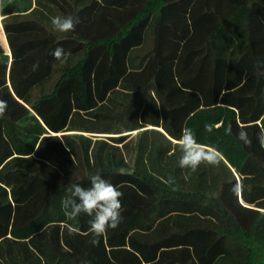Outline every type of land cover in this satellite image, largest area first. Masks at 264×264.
I'll return each instance as SVG.
<instances>
[{
    "label": "trees",
    "instance_id": "obj_1",
    "mask_svg": "<svg viewBox=\"0 0 264 264\" xmlns=\"http://www.w3.org/2000/svg\"><path fill=\"white\" fill-rule=\"evenodd\" d=\"M88 1L84 23L0 0V264H264V0L216 2L206 13L220 19L203 28L160 26L166 0L117 2L109 19L105 0ZM47 2L59 6L36 5ZM58 15L78 17L74 31L53 30ZM185 126L218 165L179 167ZM95 174L123 193L122 222L97 244L91 217L61 206Z\"/></svg>",
    "mask_w": 264,
    "mask_h": 264
},
{
    "label": "clouds",
    "instance_id": "obj_2",
    "mask_svg": "<svg viewBox=\"0 0 264 264\" xmlns=\"http://www.w3.org/2000/svg\"><path fill=\"white\" fill-rule=\"evenodd\" d=\"M79 23V18L74 16H55L51 20L53 30L67 33L74 31ZM52 55L55 59L66 62L70 53H65L64 49L57 47ZM7 109V101L0 99V118H2ZM204 130L211 132L213 126L205 124ZM226 134H231V126L226 129ZM238 140L244 145L250 146L252 141L248 132L241 128L237 135ZM261 147H264V132L258 136ZM180 147L181 156L179 167L196 171L202 164L216 166L220 163L222 153L215 147L206 146L197 141L196 134L192 128L185 126L182 129L181 136L177 141ZM167 183L173 180L169 177ZM90 186L85 188L79 183H73L68 187V195L62 201L61 206L67 220H73L81 215L91 217L89 220V233L96 239L93 244L99 243V238L107 234L109 229H116L122 222L121 216V197L123 195L115 185L105 179L100 174L89 177ZM72 232L78 231L77 228L66 224Z\"/></svg>",
    "mask_w": 264,
    "mask_h": 264
},
{
    "label": "crops",
    "instance_id": "obj_3",
    "mask_svg": "<svg viewBox=\"0 0 264 264\" xmlns=\"http://www.w3.org/2000/svg\"><path fill=\"white\" fill-rule=\"evenodd\" d=\"M76 3L71 2L69 0H59V6L53 3H46L43 5H36L37 0H33V10H41V11H48L51 13H55V15L60 10V6L65 8L66 10L69 9V11H82L84 14H82L83 22L85 23V17L88 15L89 11L91 10L92 4H90V1L88 0H74ZM106 3L103 4L105 7L106 15L105 17L109 19L112 16V12L119 8L117 2H120L123 5L124 10H134L137 8L140 4L144 5L146 4L147 0H105ZM103 2V0H98V4ZM216 2L219 3H226L229 7V5H232V0H166L165 6L163 8L166 10V12L171 13V15H167L163 18V23L160 25L162 27H165L166 25L164 23H170L172 21H178L181 22L183 25L191 26L192 23L196 26H199L201 28L203 27H209L216 25V21L219 18H217V14L214 13H206V11L210 10L213 11L214 7L217 5ZM258 6H255L257 8ZM121 10V8H119ZM260 9V8H258ZM23 10V9H22ZM261 10V9H260ZM229 11L222 12L223 14L228 13ZM173 13H177L178 16L173 15ZM89 16V15H88ZM8 16H3L1 13V2H0V45L6 50V53L10 56V48L9 44L7 42V34L4 30L3 21ZM160 22V21H158ZM264 26V23H263ZM110 27H108L109 30ZM11 61V60H10ZM74 132H68L66 134H73ZM65 133H52V135H63ZM132 134H135L133 132ZM86 136H91L92 134L84 133ZM97 137H102L104 135H94Z\"/></svg>",
    "mask_w": 264,
    "mask_h": 264
}]
</instances>
